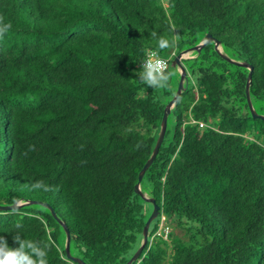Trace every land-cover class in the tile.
<instances>
[{
    "label": "trees",
    "instance_id": "obj_1",
    "mask_svg": "<svg viewBox=\"0 0 264 264\" xmlns=\"http://www.w3.org/2000/svg\"><path fill=\"white\" fill-rule=\"evenodd\" d=\"M0 16L12 25L0 39V206L50 205L86 264H125L152 211L134 188L174 91L138 79L151 33L178 41L160 53L168 72L211 34L252 66L264 114V0H0ZM181 61L171 136L166 126L140 180L159 211L131 264H264V119L248 112V69L213 42ZM17 231L48 246V264H78L44 206L0 210L10 247Z\"/></svg>",
    "mask_w": 264,
    "mask_h": 264
},
{
    "label": "water",
    "instance_id": "obj_2",
    "mask_svg": "<svg viewBox=\"0 0 264 264\" xmlns=\"http://www.w3.org/2000/svg\"><path fill=\"white\" fill-rule=\"evenodd\" d=\"M208 42H213L214 49L221 56V58H223L224 60H226L227 62H229L231 64H234V65H237V66H241V67H244V68L248 69V73H247V77H246V84H245V96H246V101H247L248 112L251 114L252 117L264 119V114H259L254 109L253 104L251 102L250 94H249V85H250L251 73H252V69H253L252 66L250 64H248L247 62H244V61H237V60L231 59L226 54H224L222 52V48L220 46V41H218L217 39L212 37L211 34H209V33L205 34L204 37L196 45H194L191 48H187V49H184V50L180 51L171 60V63H170L171 67L177 68V70L179 72V80H178L177 88H176V91H175L173 97L170 99V101L164 107L163 114H162L161 121H160V125H159V133H158L155 145H154V147L152 149V152H151L150 156L148 157V159L145 161V163L143 164L142 168L138 172V181L136 182L135 188H134L135 193L139 194L141 196V198L143 200H145L146 202H149V203L152 204V211H151L150 215L148 216V218L146 219V221L144 223V226H143V229H142V239H141L140 245L138 246L136 251L127 260V262L125 264H131L133 261H135L137 259V257L141 253V251H142V249H143V247H144V245H145V243L147 241V233H148L149 225H150L151 221L154 220L157 217V215H158L159 206L155 203L154 198L146 196L141 191V189H140V180H141L145 170L149 167V165L154 160V158H155V156H156V154L158 152V149H159V147L161 145V142L163 140V137H164L165 131H166L167 116L170 113L171 108L176 103V101L178 99V96L185 89V84L187 83V73H186V70H185L181 60L184 59V58L190 57L189 55L192 52L199 53L201 48L205 44H207ZM30 203H35V204L42 205L45 208L50 210L52 216L58 221V223L64 229V232H65L64 252H65L66 257L69 258L70 260L74 261V262H77L78 264H86L79 257L71 255L70 250H69V242H70L69 231H68L66 225L64 224V222L57 218V216L55 215V212L50 207V205H48L47 203H44V202H41V201H34V200H31V201H18L16 203L12 204V205L0 206V210L18 208V207H20L22 205L30 204Z\"/></svg>",
    "mask_w": 264,
    "mask_h": 264
},
{
    "label": "clouds",
    "instance_id": "obj_3",
    "mask_svg": "<svg viewBox=\"0 0 264 264\" xmlns=\"http://www.w3.org/2000/svg\"><path fill=\"white\" fill-rule=\"evenodd\" d=\"M12 25L5 23L0 16V39L10 31ZM151 38L155 40V48L147 50V58L141 63V69L137 72L138 79L144 86L164 89L168 87L171 73L168 72L166 60L161 58L160 53L166 49H172L177 44V39H169L156 32L151 33ZM195 84V79L192 80ZM34 150V149H30ZM32 187L34 189L43 188L45 191L51 190L44 185L43 181H36ZM17 228L20 225L16 226ZM16 247H10L4 236H0V264H48V246L38 242L26 240L17 231L12 236Z\"/></svg>",
    "mask_w": 264,
    "mask_h": 264
},
{
    "label": "rangeland",
    "instance_id": "obj_4",
    "mask_svg": "<svg viewBox=\"0 0 264 264\" xmlns=\"http://www.w3.org/2000/svg\"><path fill=\"white\" fill-rule=\"evenodd\" d=\"M190 56V55H189ZM169 73H171V76H170V80H169V83H168V89L169 90H173L174 93L176 91V88H177V84H178V80H179V72L177 70V68H171ZM168 89H165L166 91ZM165 95L162 96V99H165ZM170 100V99H169ZM168 100V101H169ZM255 107L256 109L260 110V111H263L264 110V103H259V102H255ZM167 130H168V134H166V140L170 138L171 136V132H172V128H173V124H174V120L172 118V116H170L168 118V122H167ZM40 210V209H39ZM65 244V242H64Z\"/></svg>",
    "mask_w": 264,
    "mask_h": 264
},
{
    "label": "built area",
    "instance_id": "obj_5",
    "mask_svg": "<svg viewBox=\"0 0 264 264\" xmlns=\"http://www.w3.org/2000/svg\"><path fill=\"white\" fill-rule=\"evenodd\" d=\"M147 58V54H146V57L144 58V60ZM162 58V57H161ZM143 60V61H144ZM165 60V59H164ZM142 61V62H143ZM167 62V61H166ZM200 126H202V124L200 123ZM158 235H162L163 238H167V235H168V231H169V226L167 224H165L164 222V217H161V221H160V224H159V227H158Z\"/></svg>",
    "mask_w": 264,
    "mask_h": 264
}]
</instances>
